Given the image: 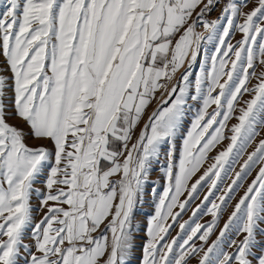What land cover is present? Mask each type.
<instances>
[{
	"label": "snow or ice",
	"instance_id": "obj_1",
	"mask_svg": "<svg viewBox=\"0 0 264 264\" xmlns=\"http://www.w3.org/2000/svg\"><path fill=\"white\" fill-rule=\"evenodd\" d=\"M0 264H264V0H0Z\"/></svg>",
	"mask_w": 264,
	"mask_h": 264
},
{
	"label": "rangeland",
	"instance_id": "obj_2",
	"mask_svg": "<svg viewBox=\"0 0 264 264\" xmlns=\"http://www.w3.org/2000/svg\"><path fill=\"white\" fill-rule=\"evenodd\" d=\"M187 218V217H186Z\"/></svg>",
	"mask_w": 264,
	"mask_h": 264
}]
</instances>
